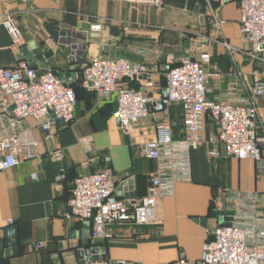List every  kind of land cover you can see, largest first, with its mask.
Segmentation results:
<instances>
[{
  "label": "crops",
  "instance_id": "0c3cea01",
  "mask_svg": "<svg viewBox=\"0 0 264 264\" xmlns=\"http://www.w3.org/2000/svg\"><path fill=\"white\" fill-rule=\"evenodd\" d=\"M238 1L168 0L159 10L146 5L134 7L124 0H0V67L33 63L39 70L51 69L72 85L77 97L73 122L56 127L54 139L46 140V133L27 120L24 130L38 142L39 158H22L17 167L0 172V264H77V252L85 247L105 254L106 260L101 262L106 264H163L175 260L180 251L191 264H199L205 240L221 224L211 218L212 212L229 210L231 199L236 197L264 195V174L257 175L252 161L227 157L222 147L218 157L210 158V146L202 144L190 155L191 180L176 183L175 193L158 201V225L113 227V237L94 241L89 221L67 218L72 181L79 175L109 169L117 198L133 201L145 196L156 163L142 154V146L154 138L157 123L169 121L175 140L182 138L183 125L179 106L156 108L125 135L115 115V97L101 99L82 88L80 65L70 63L71 48L53 39L52 32L71 33L72 43L85 46L86 61L102 54L158 66L157 98L166 92L169 65L165 55L197 59L199 51L205 50L211 55L208 98L233 102L244 95L240 85L234 89L236 73L247 85L256 79L264 81V64L252 59L251 45L241 35ZM202 6L205 25L199 22ZM210 8L224 21L223 36L236 49L232 55L200 38V34L210 33ZM7 13L13 16L25 42L19 51L1 24ZM101 21V30L91 32L89 26ZM33 50L42 57L28 60L24 52ZM49 52L51 55L45 57ZM260 57L264 58V52ZM143 79L131 87L139 88ZM257 105L264 127V97L257 99ZM203 135H216V127L209 120L204 122ZM3 136L0 127V138ZM258 138L264 157L261 131ZM58 150L62 158L51 154ZM61 175L63 179H59ZM261 212L264 214V209ZM202 218L207 219L205 225L200 223ZM10 229L15 235L6 238ZM13 238L16 248H7V241ZM13 249L15 254L9 252Z\"/></svg>",
  "mask_w": 264,
  "mask_h": 264
},
{
  "label": "built area",
  "instance_id": "2783aa9c",
  "mask_svg": "<svg viewBox=\"0 0 264 264\" xmlns=\"http://www.w3.org/2000/svg\"><path fill=\"white\" fill-rule=\"evenodd\" d=\"M134 6H150L163 10L168 0H124ZM239 23L242 37L251 45L250 56L260 64L264 58V0H239ZM209 35L204 42H214L229 55L236 49L224 38V21L210 8ZM2 26L9 33L13 47L19 51L24 39L13 16L5 14ZM103 22L92 23L91 32L98 33ZM169 65L165 73L166 98H157L159 67L147 63H131L123 58L98 54L80 65V83L87 93L101 99L115 97L119 128L130 135L133 128L145 119L159 104L163 109L177 105L182 113L183 136L173 138L169 121L154 127V138L142 146V154L155 161L156 169L149 176L147 194L133 201L117 198L115 182L109 169L89 175H79L72 181L68 200L71 216L91 223V239L96 241L114 236L113 227L156 226L157 205L161 198L172 196L178 182L191 180V152L202 144L210 146V158L219 156L222 147L227 157L249 160L258 176L264 174V157L258 134H264L259 122L257 99L264 97V81L256 79L247 85L240 73L234 75L235 86H241L243 96L233 102L209 99L208 70L211 55L205 50L198 58H177L165 55ZM258 72H255V75ZM144 78L139 88L131 87ZM235 95L236 93H231ZM77 105L76 92L51 69L39 70L27 63L13 68L0 67V172L17 167L22 158H39L38 142L29 137L24 127L34 121L45 133V139H54L56 122L67 125L74 120ZM216 127L214 137L203 135L204 122ZM62 158L61 150L51 153ZM63 175L59 179H63ZM32 178L37 179L35 174ZM264 195L248 194L231 199V224L218 225L202 247L199 264H264ZM12 224L13 221H7ZM86 264H106L89 262ZM117 264H134L119 261ZM163 264H191L185 253Z\"/></svg>",
  "mask_w": 264,
  "mask_h": 264
},
{
  "label": "water",
  "instance_id": "95a60500",
  "mask_svg": "<svg viewBox=\"0 0 264 264\" xmlns=\"http://www.w3.org/2000/svg\"><path fill=\"white\" fill-rule=\"evenodd\" d=\"M199 22L201 25H205V8L204 6L199 8ZM205 31H203L204 33ZM52 37L53 39H58L59 43L66 45L68 47L71 48V53H70V63L73 65L75 63H77L78 65H81L82 62L85 60L86 57V53H85V46L77 44V43H72L71 40V33L69 32H52ZM24 54L27 56L28 55V60H32V59H40L42 57V55L40 54V52L38 50H33L31 53H28V51L24 52ZM49 54L51 55V52H49L48 54L45 55V57H48ZM30 66H33V63L29 64ZM72 76H74V73H71ZM81 75L79 74V77ZM167 96V92L164 93L163 98H166ZM159 110H162L163 107L159 104L158 106ZM67 124L62 122V121H58L56 122V127H66ZM132 196V195H130ZM233 215L232 211L229 210H214L212 212L211 218L216 219L217 221H219V223L225 225V226H229L231 223V217ZM205 218L200 219V223L201 225H205L206 223ZM10 235H15V230L14 229H10L7 230L5 232V236L6 238H9ZM6 247L10 248V247H14L16 248V238L10 239L9 241H7L6 243ZM12 254L16 253V249H13V251H9ZM9 252L7 254H9ZM77 257H78V263L77 264H86L89 262H98V261H105L106 260V255L105 254H99L98 250L96 248H89V247H85L82 248L81 250H79L77 252Z\"/></svg>",
  "mask_w": 264,
  "mask_h": 264
},
{
  "label": "rangeland",
  "instance_id": "374dc122",
  "mask_svg": "<svg viewBox=\"0 0 264 264\" xmlns=\"http://www.w3.org/2000/svg\"><path fill=\"white\" fill-rule=\"evenodd\" d=\"M206 31H207V28H206ZM203 36H205V35L200 34V38H203ZM126 60H128V59H126ZM128 61L131 62L130 60H128Z\"/></svg>",
  "mask_w": 264,
  "mask_h": 264
}]
</instances>
